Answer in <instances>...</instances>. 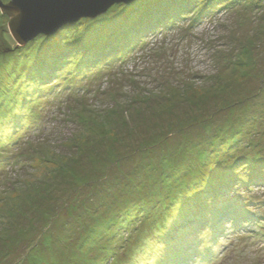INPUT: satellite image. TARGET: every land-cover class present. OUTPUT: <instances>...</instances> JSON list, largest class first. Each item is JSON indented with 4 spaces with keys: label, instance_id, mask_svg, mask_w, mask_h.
Here are the masks:
<instances>
[{
    "label": "rangeland",
    "instance_id": "obj_1",
    "mask_svg": "<svg viewBox=\"0 0 264 264\" xmlns=\"http://www.w3.org/2000/svg\"><path fill=\"white\" fill-rule=\"evenodd\" d=\"M9 23L0 264H199L206 235L210 264H264L233 226L264 228V0H136L23 46Z\"/></svg>",
    "mask_w": 264,
    "mask_h": 264
},
{
    "label": "water",
    "instance_id": "obj_2",
    "mask_svg": "<svg viewBox=\"0 0 264 264\" xmlns=\"http://www.w3.org/2000/svg\"><path fill=\"white\" fill-rule=\"evenodd\" d=\"M136 0H11L0 1V10L10 19V31L19 45L39 36H53L83 19H96L118 4Z\"/></svg>",
    "mask_w": 264,
    "mask_h": 264
},
{
    "label": "trees",
    "instance_id": "obj_3",
    "mask_svg": "<svg viewBox=\"0 0 264 264\" xmlns=\"http://www.w3.org/2000/svg\"><path fill=\"white\" fill-rule=\"evenodd\" d=\"M176 9L178 11L180 9H182L181 5L178 3L166 4L165 6H162L161 13L155 12V10H148L144 14V16L142 18L143 20L141 21V23L138 25V27L135 28L136 31H135L134 35H136V36L140 35L141 36L145 31L150 32V31H154L156 28H160L165 22L171 21L172 18L175 17V15L172 13V11H174V10L176 11ZM128 44H129V42H125V46L122 48V49H124V51L131 46L130 45L131 43L129 45ZM119 48L120 47H117L116 50L110 51L109 52L110 56L113 57L114 55H116V52H118V53H119V51L121 52V50ZM98 58H99L98 61H102L108 57H104L103 55H101ZM242 104H244V103H241L239 105H242ZM232 106L233 105L228 107V110H231ZM243 106L244 107L242 108L243 109L242 112L243 113L247 112L249 116H250V110H253L254 111L253 113H255L257 110H259V109H257V107H259V104L255 101H253L251 104L245 103ZM233 221L235 222V220H233ZM234 222H233V226H236V229H238L239 231L248 230L251 232L254 230H259V231L263 232V237H264V228H259L258 226L254 227L253 221H251V219H245L244 222L236 223L235 225H234ZM206 229L208 230V228H206ZM252 237H255V236H252ZM198 245H200V247H201V254L199 255L200 260L198 263L201 264V262L203 263L202 259L208 257L207 253H208L209 249L212 247L209 235H206L205 237H203V239L200 241V243ZM192 247L195 249L196 244H192Z\"/></svg>",
    "mask_w": 264,
    "mask_h": 264
}]
</instances>
